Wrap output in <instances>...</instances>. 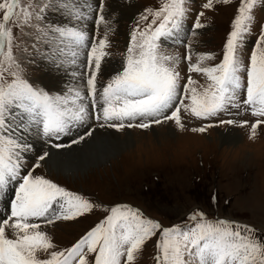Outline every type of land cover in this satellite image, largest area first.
Here are the masks:
<instances>
[{
    "label": "snow or ice",
    "instance_id": "6c2138e0",
    "mask_svg": "<svg viewBox=\"0 0 264 264\" xmlns=\"http://www.w3.org/2000/svg\"><path fill=\"white\" fill-rule=\"evenodd\" d=\"M233 0H206L231 4ZM192 0H158V7L145 8L129 33L119 70L101 81L103 65L111 55L112 21L105 16L104 0L93 5H78L77 0H0V198L12 193L9 211L0 216V264H135L146 243L156 240L155 264H264V241L256 238V229L225 218H208L199 210L187 216V222L162 228L130 205L107 207L36 175L41 162L50 157L45 150L27 168V154L34 145L28 133L36 130L51 148L70 135L74 128L95 120L98 127L116 131L133 127L174 122L183 130L181 112L197 120H210L221 114L242 110L256 118L254 122L233 119L219 124L193 127V133H205L219 125L249 127V139H255L264 126V26L254 42L247 64L240 52L251 35L254 9L264 8V0H239L223 44L218 63L213 53H194L193 40L185 32ZM48 9L63 10L68 23L50 24ZM196 15L191 37L205 27ZM35 21V22H33ZM93 21V32L87 22ZM32 28L43 42L41 58L57 70L72 67L75 84L63 94H50L31 84L22 75L16 59L13 29ZM103 29V35L99 32ZM185 39L188 43L184 44ZM184 44L187 54V80L181 85L178 55L166 54L168 42ZM193 57L195 62H193ZM192 73L201 75L199 84ZM246 76V82H245ZM235 114H241L237 111ZM93 135L88 131L73 139L78 144ZM213 202L216 196L212 197ZM101 210L107 215L71 247L56 250L44 230L58 221L77 218Z\"/></svg>",
    "mask_w": 264,
    "mask_h": 264
},
{
    "label": "rangeland",
    "instance_id": "374dc122",
    "mask_svg": "<svg viewBox=\"0 0 264 264\" xmlns=\"http://www.w3.org/2000/svg\"><path fill=\"white\" fill-rule=\"evenodd\" d=\"M28 2L29 0H21L22 4ZM34 2L39 4L47 0ZM77 3L90 4L95 8L98 0H77ZM104 4V14L112 21L111 27L115 32L109 35L111 47L108 51L111 55L103 65L101 81L119 70L131 28L145 8L158 7V0H104ZM201 4V0H192L188 5L191 11L184 27L187 36L193 40L194 53L215 54V60L206 62L212 65L222 58L223 44L230 31L239 0H233L227 5L214 3L212 9H204ZM201 11L204 16L200 22L205 27L197 30L198 35L191 37V25ZM253 15L251 35L247 40L246 49L240 52L245 65L261 26H264V8L258 6ZM45 16L50 24L63 25L69 22L63 10L48 9ZM87 27L90 33L93 32V21H88ZM13 32L14 55L21 65L22 75L31 84L50 94H63L75 84L72 67H68L71 70H57L41 58L44 44L36 37L32 28L25 27L21 30L14 27ZM98 35H103V29ZM187 43L188 39H185L184 44ZM184 44L169 41L168 46L163 49L166 54L180 57L177 70L181 73V85L189 75L187 61L184 59L187 54ZM47 73L52 75V81L57 80L56 84L46 85L47 82L42 79L43 76H48ZM191 75L199 84L205 83L201 75ZM53 84L57 87L54 88ZM237 111H241V114H235ZM232 112V115L221 114L205 121L197 120L182 110L181 117L185 125L183 130L178 129L174 122H165L143 130L133 127L116 131L98 127L95 120H89L83 127L74 128L64 139L77 138L88 130L93 131L94 126L98 128L97 131L108 132L111 136L118 133L122 141L129 136L133 144H112L110 148L115 151L112 156L101 165L84 169L85 171L59 172L42 161L35 174L87 197L94 204L107 207L117 204L130 205L139 209L147 218L158 221L162 228L187 222L188 214L199 209L210 219L225 218L250 225L257 230L256 238L264 241V126L258 130L255 139H249L250 125L243 128L219 125L202 134L191 131V128L206 123L219 124L220 120L254 122L256 119L242 110ZM169 131L173 133L170 134ZM30 134L37 141H29L34 143V148L27 154V168H31L37 156L44 151V142L36 135V130L32 129L27 135ZM213 195L216 196L215 202L212 200ZM6 204L7 196L0 198V216H6ZM105 215L107 213L101 210H94L74 221H58L42 230L51 236L56 250L68 248ZM158 238L157 233L146 243L135 264H155V243Z\"/></svg>",
    "mask_w": 264,
    "mask_h": 264
},
{
    "label": "bare ground",
    "instance_id": "6f19581e",
    "mask_svg": "<svg viewBox=\"0 0 264 264\" xmlns=\"http://www.w3.org/2000/svg\"><path fill=\"white\" fill-rule=\"evenodd\" d=\"M68 70H71V69L68 68ZM47 74L48 76L46 77L43 76V79H42L44 82H47L46 85L49 83L56 84L55 81L57 80L55 79V81H52L50 77L52 75H49V73ZM55 84H53L54 88L57 87ZM88 127L90 126L88 125ZM92 128H93L92 136L86 137L84 141L78 144H73L71 147H64L60 149L51 148L49 145L45 144V142L42 140L44 142L43 144L44 151L47 150L51 154L49 158H46L44 160L46 165L48 167H54L59 172L60 171L65 172L67 170L73 171L74 173L81 172L87 169H91V167L93 168V166L101 165L104 161L108 160L109 157L112 156L113 151H114L113 149L110 148L112 144L128 145V146L133 144L132 139L129 136H127L126 139L123 140L126 143H123L121 138L118 136V133L115 134V136H111L109 135L108 132L97 131L98 128L96 127L94 128V126ZM169 132L170 134L173 133L172 131H169ZM28 137H30L29 141H31V139H33L34 141H37L36 138L31 136V134L28 135ZM74 138L75 137H72L71 139H74ZM68 140L70 139L66 137V139L62 138L59 141H55V143L64 142ZM42 153L43 151L40 154ZM83 162L85 164H82Z\"/></svg>",
    "mask_w": 264,
    "mask_h": 264
},
{
    "label": "water",
    "instance_id": "95a60500",
    "mask_svg": "<svg viewBox=\"0 0 264 264\" xmlns=\"http://www.w3.org/2000/svg\"><path fill=\"white\" fill-rule=\"evenodd\" d=\"M88 131H89V130H88ZM85 133H86V132H85ZM85 133L80 134V135H84ZM80 135H78L77 138H78ZM64 137H65V136L61 137V139L64 138ZM61 139H60V140H61ZM74 139H76V138H74ZM72 140H73V139H70V140H68V141L61 142L60 144L66 145V147H70V146L73 145ZM62 148H63V147H62ZM58 149H59V148H58Z\"/></svg>",
    "mask_w": 264,
    "mask_h": 264
}]
</instances>
